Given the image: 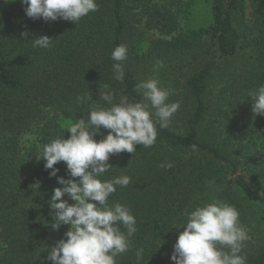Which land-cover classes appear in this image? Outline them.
I'll return each instance as SVG.
<instances>
[{
  "label": "trees",
  "instance_id": "1",
  "mask_svg": "<svg viewBox=\"0 0 264 264\" xmlns=\"http://www.w3.org/2000/svg\"><path fill=\"white\" fill-rule=\"evenodd\" d=\"M96 3L97 11L74 24L32 20L24 5L0 0V264H51L47 248L68 231L50 227L49 201L61 185L38 160L42 146L69 138L67 126L93 108L110 107L99 99L104 91L114 92V103L121 96L143 101L135 86L153 77L180 108L168 128L156 124L152 147L111 156L113 168L101 177H131L108 198L136 220L116 264H173L184 213L213 201L239 212L249 236L246 264H264V115L254 116L248 97L264 85V0ZM45 35L52 46L34 48L31 40ZM120 44L127 46L123 82L114 79L111 59ZM158 60L164 67L156 71ZM86 94L92 99L77 103ZM27 134L34 140L25 148ZM164 162L173 167L161 168ZM54 167L69 178L64 162Z\"/></svg>",
  "mask_w": 264,
  "mask_h": 264
},
{
  "label": "clouds",
  "instance_id": "2",
  "mask_svg": "<svg viewBox=\"0 0 264 264\" xmlns=\"http://www.w3.org/2000/svg\"><path fill=\"white\" fill-rule=\"evenodd\" d=\"M20 3L25 6L28 18L45 22L64 20L76 24L98 10L96 0H20ZM21 35L27 38L29 33ZM53 41L45 35L31 43L34 48L47 49ZM111 59L115 61L114 79L123 82L127 46H116ZM163 67V61L158 60L154 70ZM134 90L141 93L143 101L130 102L127 96H121L114 103V92L100 93L99 99L110 107L93 108L87 117L67 126L69 138L58 137L42 146V159L38 160L45 161V170H51L50 178L55 177L61 185L53 190L49 201L53 221L50 227L59 231L62 225L69 226L64 238L47 248L46 260L51 264H116V257L129 249V238L136 232L135 217L120 203L110 206L108 198L116 192V186L127 187L131 177L121 175L111 180L101 177L113 168L108 163L111 156L132 154L137 145L152 147L157 138L156 124L161 129L168 128L180 108L179 101L168 102L172 91L161 87L158 78L142 80ZM248 97L252 100L254 116L264 115V85L250 91ZM90 99L87 94L78 96L77 103ZM98 135L103 136L99 141L95 139ZM59 162L65 163L68 179L57 175L59 169L54 166ZM160 167L170 169L173 165L164 162ZM33 186L38 188L39 184ZM64 196L68 199H62ZM69 200L74 203L69 204ZM184 215L186 221L179 227L184 230L173 245V264H246L241 252L249 236L234 206L213 201ZM121 224L127 229L126 234L120 231ZM141 258L142 250H137V259Z\"/></svg>",
  "mask_w": 264,
  "mask_h": 264
},
{
  "label": "rangeland",
  "instance_id": "3",
  "mask_svg": "<svg viewBox=\"0 0 264 264\" xmlns=\"http://www.w3.org/2000/svg\"><path fill=\"white\" fill-rule=\"evenodd\" d=\"M10 5H21L20 0H3ZM34 135L27 134L22 138V147L28 148L33 143Z\"/></svg>",
  "mask_w": 264,
  "mask_h": 264
}]
</instances>
